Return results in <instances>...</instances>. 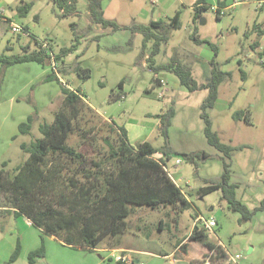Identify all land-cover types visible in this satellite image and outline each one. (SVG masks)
Wrapping results in <instances>:
<instances>
[{"label": "rangeland", "instance_id": "obj_1", "mask_svg": "<svg viewBox=\"0 0 264 264\" xmlns=\"http://www.w3.org/2000/svg\"><path fill=\"white\" fill-rule=\"evenodd\" d=\"M3 1L0 3L7 9L4 13L12 21L26 24L38 42H47L49 50L58 56L56 71L60 70L61 82L84 96L80 116L75 121L79 129L67 140L83 156L79 162L67 163L68 169L74 172L73 178L84 181L82 172L95 169L91 161L101 163L106 158L105 140L116 142L110 121L126 128L131 143L147 140L160 147L164 145V137L160 133L159 116L173 109L167 135L174 153H170L165 164L192 207L183 211L174 224V211L170 207L135 206L125 219L127 230L117 237L104 238L96 249L108 243L116 248L165 252L172 254L170 258L176 259L175 264H188L190 258L198 259L203 255L202 245L188 237L194 218L200 215L216 220L217 225L207 235L210 239H220L228 248V256L239 255L235 259L237 264H264V210L257 211L250 221L238 223L239 214L227 209L220 189L204 194L197 192L217 181L222 172V153L207 142L200 116V105L207 90L189 91L167 69L155 74L141 55L142 34L128 27L102 28L92 21L87 0H73L75 10L65 14L54 0ZM100 1L103 16L119 26L147 25L152 19L169 21L179 11V26L171 28L167 40L161 42L159 53L153 57L155 65L169 62L175 55L191 68L199 84L209 80L212 60L219 63L221 70L230 72V77L219 84L217 100L206 113L220 140L235 147L230 159V182L236 185V198L248 208L257 206L264 197V33L259 35L253 28L257 24L264 28L263 12L258 10L262 0H205L208 6L194 19L190 7L193 0ZM22 2L32 3L23 17L16 11ZM211 3L226 5L221 7L219 17ZM201 19L204 22L201 23ZM193 31L198 38L216 47V56L207 43L193 40ZM255 40L260 43L256 48L252 47ZM24 45L36 48L28 34L18 37L0 17V54H17ZM150 46L151 41L145 49L149 50ZM66 48L70 50L63 51ZM77 67L89 69V75L81 77ZM50 68V65L34 62L5 69L0 65V164L6 160L8 168L20 162V144L40 136L38 122H51L62 104L58 84L43 81ZM241 71L245 72V78L241 77ZM155 76L162 78L165 84H156ZM160 91L163 93L158 97ZM246 108L250 110V123L232 118L233 111ZM27 113L34 117L31 134H19L17 125L26 120ZM13 133L17 135L15 139H12ZM183 152H198L200 157L192 162L182 157ZM203 152L207 158H202ZM159 155L153 156L158 158ZM176 159H180V163H176ZM189 191L192 194H188ZM4 200L0 193V204H4ZM41 237L45 256L29 263L27 250ZM16 241L20 244L19 255L10 264H86L91 263L92 258L110 253L70 249L31 223L27 224L23 217L3 221L0 216V264H6ZM183 244L187 245L185 250L181 248ZM145 251L131 250L129 254L140 261L130 264H171L170 258ZM105 264L119 263L112 258ZM207 264L236 263L228 257L208 260Z\"/></svg>", "mask_w": 264, "mask_h": 264}, {"label": "trees", "instance_id": "obj_2", "mask_svg": "<svg viewBox=\"0 0 264 264\" xmlns=\"http://www.w3.org/2000/svg\"><path fill=\"white\" fill-rule=\"evenodd\" d=\"M54 2L60 7L62 14L75 10L73 0ZM31 6V2H22L16 7L17 14L25 16ZM192 8L193 19L200 17L201 12L206 9L205 0H195ZM87 9L92 21L102 28L109 26L116 30L128 27L132 32H140L143 36L141 55L145 57L146 65L155 74L161 69H167L172 71L177 76L179 84L189 91L207 90L200 105V116L204 121L203 132L207 142L222 153L220 156L222 172L217 181L204 185L197 192L204 194L220 189L221 198L226 201L227 209L239 214L238 223L248 222L257 211L264 210V197L252 209L236 198V185L230 182V159L235 147L220 140L217 133L212 130L211 121L206 113L217 100L219 84L230 77V72L221 70L219 63L212 60L209 80L199 84L194 79L191 68L175 55L171 56L169 62L154 64L153 57L159 53L161 42L167 40L171 28L179 26V11H176L169 21L152 19L147 25L132 23L130 26H119L103 16L100 0H87ZM220 15L217 10L216 16ZM22 26L24 32L34 40L36 48L24 45L17 54H0L1 68L24 62L50 65V71L45 74L43 81H55L58 84L62 104L54 112L51 122L46 120L38 122L39 137L20 144L22 158L17 165L7 168V161L1 162L0 193L4 195L5 200L2 201L4 204H0V211L11 213L15 217L25 216L45 235H53L72 248L86 250H93L106 237L123 234L128 228L125 219L135 206H147L152 209L170 207L174 211V224H177L179 215L191 208L192 203L165 170L166 160L170 153H174L169 146L167 135L173 109L159 116L160 133L164 137V145L160 147L153 146L147 140L131 143L126 128L110 121L116 142L113 144L105 140L108 146L106 158L101 163L91 161L95 169L82 172L84 181L73 178L74 172L68 169L67 163L79 162L83 156L67 140L75 129H79L75 121L80 116L81 107L85 102L84 96L80 91L71 89L61 82L58 74L60 70L56 71L57 64L55 66L51 64L52 59L57 62L58 56L49 50V45L48 48L43 47L36 36L29 32L27 26ZM253 29L259 30L260 35L264 33V29L257 25ZM20 34L22 33H17V36L20 37ZM191 36L197 43H207L216 56V47L212 43L198 38L194 31ZM149 41L151 46L147 50L145 48ZM65 50L69 51L70 48L63 51ZM76 71L81 77L89 75V69L86 68L77 67ZM241 77H246L244 71H241ZM153 80L158 84L157 76ZM231 116L234 120L251 122L248 108L235 110ZM33 121V114H28L25 121L18 123V133L31 134ZM16 136L14 134L12 139ZM156 153H160L161 156L155 158L153 155ZM181 155L192 162L195 157H200L198 152H183ZM207 157L208 155L203 152L202 158ZM188 194L192 192L189 191ZM188 237L206 248L205 254L189 261L188 264H206L208 260L211 262L213 259L228 258V254L221 247L208 240L206 230L197 221ZM186 246L183 244L181 248L185 250ZM19 251L20 244L16 241L6 264L16 260ZM44 256L45 248L41 237L40 245L28 252L27 261L35 263Z\"/></svg>", "mask_w": 264, "mask_h": 264}, {"label": "crops", "instance_id": "obj_3", "mask_svg": "<svg viewBox=\"0 0 264 264\" xmlns=\"http://www.w3.org/2000/svg\"><path fill=\"white\" fill-rule=\"evenodd\" d=\"M262 1H264V0H262ZM0 2H3L4 3V1L3 0H0ZM194 3H195V0H193L192 1V3H191V5H190V7L192 8L193 7V5H194ZM212 4V3H211ZM205 5H206V7L208 6V3L205 1ZM0 6H3L1 3H0ZM222 6H226V5H224V4H220V3H218V4H212L211 5V8H214V7H216V8H221ZM259 6V5H258ZM4 7V6H3ZM6 8H5V12H6ZM258 10L259 11H261V12H263V18H262V21H261V24L262 23H264V3L261 5V6H259L258 7ZM5 16L6 17H8V18H10L11 19V17L10 16H8V15H6V13H5ZM23 25H25V26H27L26 24H24V23H22ZM257 27H260V24H257ZM261 29H264L262 26L260 27ZM259 35H260V31L259 30H257V29H254ZM258 44H260L259 43V41L258 40H255L253 43H252V47H255L256 48V46H259ZM24 63H30V62H24ZM35 63V62H34ZM20 64H22V63H20ZM16 65V64H15ZM49 72V71H48ZM47 73V72H46ZM45 73V74H46ZM45 74H44V76H45ZM14 100V99H13ZM28 114H30V113H27V115ZM27 115H26V117H27ZM13 134H15V133H13ZM13 134L11 135V136H13ZM127 134H128V132H127ZM144 141V140H143ZM4 161H6V160H4ZM7 168H8V162H7ZM0 216H2V219H3V221H5V220H7V218L9 219V218H11V217H13V218H18V217H23V219L25 220V222L28 224V223H30V221L28 220V218H26L25 216H17V217H15V216H13L11 213H5V212H2V211H0ZM159 222H160V220H159ZM32 225V224H31ZM37 228V227H36ZM39 229V228H38ZM234 233H236V232H234ZM233 233V234H234ZM50 237H54L53 235H49ZM56 237H54V239H55ZM57 239V238H56ZM61 244H63L59 239H57ZM208 240L211 242V243H213V244H215V245H218L219 247H221L224 251H225V253H229V251H228V248L226 247V245L220 240V239H218V238H216V239H210L209 238V235H208ZM40 243H41V238H40V241H38V242H36L35 244V246L34 247H31V248H29L28 250H27V252H29L30 250H32V248L34 249V248H36V247H38L39 245H40ZM65 247H68V248H70V249H82V248H72V247H70V246H67V245H65V244H63ZM105 247H103V248H101V249H98V250H101V252L103 253V252H110V253H107V254H105L104 256L103 255H99V257H97V258H92V262L91 263H86V264H105V262H108V261H110L112 258H113V260L114 261H116L117 263H119V264H130V263H132L134 260H135V262H139L140 261V259H135V257L134 256H131L130 254H129V252L131 251V250H134V252H144L145 250H143V249H133V248H131V247H113V245H110V244H108V243H104L103 244ZM203 247V246H202ZM45 248V247H44ZM205 249V250H204ZM83 250H86V249H83ZM96 250V251H95ZM96 248H94L93 250H87V251H90V252H92V251H95V252H100V251H98ZM204 250V251H203ZM203 250H201V253H204L205 251H206V248L205 247H203ZM119 252L118 254H114V253H116V252ZM45 252H46V250H45ZM145 252H148L150 255H154V256H163V257H167V258H170V256L172 255V254H168V253H166L165 254V252H163V253H160V252H158V253H155L154 251H151V250H148V251H145ZM210 253V252H209ZM110 254V255H109ZM122 254H127V255H129L130 257H131V260L130 261H127V262H123V261H120V260H116V256H118V255H122ZM165 254V255H164ZM232 256V255H231ZM195 257H192V258H190V260H192V259H194ZM176 259L175 258H170V262H171V264H175L173 261H175ZM183 261H185V260H183ZM233 263H236L237 264V261H235V260H233Z\"/></svg>", "mask_w": 264, "mask_h": 264}, {"label": "built area", "instance_id": "obj_4", "mask_svg": "<svg viewBox=\"0 0 264 264\" xmlns=\"http://www.w3.org/2000/svg\"><path fill=\"white\" fill-rule=\"evenodd\" d=\"M263 3H264V1H261V3L259 4V6H261ZM213 9L216 10V11L218 10L219 13L222 14V8H216V7H214ZM4 12H5V8L3 6H0V17H1L2 20L6 21L8 23L9 30L12 33H15V34H17V33L27 34V33L24 32L22 25L16 24L10 18L6 17ZM41 45L43 47H45V48H48V43L45 42V41L44 42H41ZM51 64H52V66H55L56 65V61H54L52 59ZM158 84L164 85L165 82H164V80L162 78H159L158 77ZM162 93H163V91H160L159 94H157V96L158 97L162 96ZM175 162L176 163H180V159H176ZM165 170L168 173V175L171 177V175L169 174L166 166H165ZM174 182L177 184V182L175 180H174ZM196 221L200 224V226L203 227V229L206 230V232L212 231V229L217 225V222H216L215 219H213V218H207V219H205V218H202L200 215H198V216H196L194 218V223ZM228 257H230L231 260H235V259L239 258V255H235V256L229 255ZM116 260H120V261H123V262H127V261H130L131 260V257L129 255H127V254H122V255L116 256ZM207 263H208V261H207Z\"/></svg>", "mask_w": 264, "mask_h": 264}, {"label": "water", "instance_id": "obj_5", "mask_svg": "<svg viewBox=\"0 0 264 264\" xmlns=\"http://www.w3.org/2000/svg\"><path fill=\"white\" fill-rule=\"evenodd\" d=\"M202 22H204V20H203V19H201V23H202Z\"/></svg>", "mask_w": 264, "mask_h": 264}]
</instances>
